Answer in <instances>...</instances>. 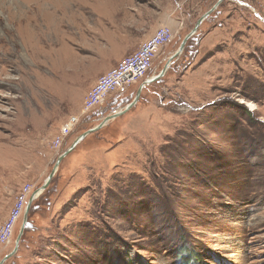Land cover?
<instances>
[{
    "label": "rangeland",
    "instance_id": "374dc122",
    "mask_svg": "<svg viewBox=\"0 0 264 264\" xmlns=\"http://www.w3.org/2000/svg\"><path fill=\"white\" fill-rule=\"evenodd\" d=\"M217 2L0 0V226L39 193L0 264H264V0H222L132 107L139 84L83 117L100 76L167 26L158 74Z\"/></svg>",
    "mask_w": 264,
    "mask_h": 264
},
{
    "label": "built area",
    "instance_id": "2783aa9c",
    "mask_svg": "<svg viewBox=\"0 0 264 264\" xmlns=\"http://www.w3.org/2000/svg\"><path fill=\"white\" fill-rule=\"evenodd\" d=\"M172 39L173 32L169 27H158L150 38L140 44L137 51L122 59L114 68L100 76L85 97L83 117H87L90 113L101 108L107 99L115 93L137 84L141 86L144 82H148L150 78H153L155 75L148 77V73L162 49ZM80 119V116L68 117L66 122L60 126L58 137L54 140L56 147L61 146V142L75 132ZM30 194L31 186L23 185L18 192L14 206L9 212L7 219L0 226V244L4 247H7L10 242L13 227L20 218L22 210L26 207Z\"/></svg>",
    "mask_w": 264,
    "mask_h": 264
},
{
    "label": "water",
    "instance_id": "95a60500",
    "mask_svg": "<svg viewBox=\"0 0 264 264\" xmlns=\"http://www.w3.org/2000/svg\"><path fill=\"white\" fill-rule=\"evenodd\" d=\"M221 1H222V0H218L217 4H216V5H215L210 11L206 12L203 16H201V17L196 21V23L194 24L193 29H192L191 32H190V33H189V34L183 39V41L180 43L178 49H177L173 54H171V55L168 57V59L166 60L164 66H163V69H162L157 75H155L153 78H151V81H149V82H144L141 86H139V88H138V90H137V92H136V95H135V98H134L133 102H131L129 105H127V106L123 109L124 111L127 110L129 107H132V106L136 103V100H137V98L139 97V95H140V93H141V90L144 88L145 85H148V84H150V83H152V82L157 81L159 78H161V77L165 74V72H166V70H167L169 64H170L175 58H177V57L183 52L187 40H188L191 36L194 35V33L196 32L197 28L201 25V23H202V22H203V21L209 16V14L213 11L214 8L217 7V5H218ZM123 110H121L120 112H117L116 114L112 113V114L106 116V117L103 119V121H102L99 125H97L95 128L88 130L87 132L83 133V134L80 135L78 138H76V139L74 140V142L71 144V146H70L68 149H66V150L63 152V154H62L61 156H59V158L57 159V162H56V164H55V166H54V168H53V171L51 172V174L49 175L47 181L45 182V184H44L43 187L41 188V191L44 190V189L47 187L48 182L50 181L51 177L53 176L54 170H55L56 167H57V164L61 161V159H62L64 156H66L68 153H70V152L74 149V147H75V146H76V145H77L82 139H84L88 134H90V133H92V132H95V131L99 130L100 128H102L107 122H109V121L115 119L118 115H120V114L122 113ZM36 194H37V193H36ZM36 194H34L33 196H31L30 199H29V201H28V205H27V207H26V209H25V212H24V219H23V222H22V226H21V228H20L19 235H18L17 239L15 240V246H16V247H17V245H18V243H19V240H20V237H21L23 231H24L25 228H26V221H27V220H26V214H27V212L29 211L30 203L35 199V195H36ZM15 252H16V249H14V250H13L8 256H6V258L12 256Z\"/></svg>",
    "mask_w": 264,
    "mask_h": 264
},
{
    "label": "bare ground",
    "instance_id": "6f19581e",
    "mask_svg": "<svg viewBox=\"0 0 264 264\" xmlns=\"http://www.w3.org/2000/svg\"><path fill=\"white\" fill-rule=\"evenodd\" d=\"M60 54V53H59ZM6 55H8L6 58H3L1 61V66H3L2 68H1V70H0V76H2V75H7V76H10V74H11V72H13V70L11 71V70H8V69H6V67H9V68H11V67H13V63H14V61H13V54L12 53H9V54H6ZM58 60H59V62L61 63V57L60 58H58ZM63 60V59H62ZM27 62V61H26ZM63 65V64H62ZM170 65V64H169ZM61 66V65H60ZM70 66V65H69ZM65 67V66H64ZM169 67V66H168ZM27 69H29V68H27ZM168 69V68H167ZM60 71H61V69H60ZM167 71V70H166ZM22 74H24V75H26L27 74V71L25 70ZM149 81H151V78L148 80V82ZM54 82V81H53ZM51 89H56L55 88V86L54 87H52ZM57 94H59V95H61V90H60V88L58 89V93ZM58 96V95H57ZM60 97V96H59ZM55 99V98H54ZM58 99V98H57ZM56 100V99H55ZM50 101V100H49ZM51 102V101H50ZM54 102V101H53ZM43 103H44V101H43ZM43 103H40L41 105L43 104ZM59 103V102H58ZM44 106H45V103L43 104V108H44ZM246 106L247 107H250V110H254V106L253 105H251L250 103H248V104H246ZM117 113V112H116ZM116 113H114V114H116ZM0 191H2V190H0ZM41 191V190H40ZM1 194V193H0ZM37 194H39V193H37ZM37 194L35 195V196H37Z\"/></svg>",
    "mask_w": 264,
    "mask_h": 264
},
{
    "label": "crops",
    "instance_id": "0c3cea01",
    "mask_svg": "<svg viewBox=\"0 0 264 264\" xmlns=\"http://www.w3.org/2000/svg\"><path fill=\"white\" fill-rule=\"evenodd\" d=\"M127 51H123V53H126Z\"/></svg>",
    "mask_w": 264,
    "mask_h": 264
},
{
    "label": "trees",
    "instance_id": "16d2710c",
    "mask_svg": "<svg viewBox=\"0 0 264 264\" xmlns=\"http://www.w3.org/2000/svg\"><path fill=\"white\" fill-rule=\"evenodd\" d=\"M245 111V110H244ZM26 229H27V226H26Z\"/></svg>",
    "mask_w": 264,
    "mask_h": 264
}]
</instances>
